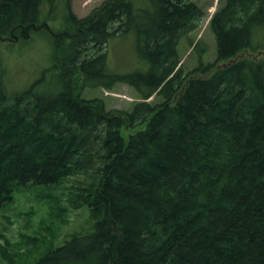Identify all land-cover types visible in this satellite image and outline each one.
Returning a JSON list of instances; mask_svg holds the SVG:
<instances>
[{"label": "trees", "instance_id": "obj_1", "mask_svg": "<svg viewBox=\"0 0 264 264\" xmlns=\"http://www.w3.org/2000/svg\"><path fill=\"white\" fill-rule=\"evenodd\" d=\"M96 9L87 19L70 0H0V40L44 28L60 48L49 90L40 77L10 92L0 69V202L83 175L67 198L93 218L90 233L35 264H264V0H225L209 19L214 60L197 41L186 71L178 47L204 16L195 2L105 0ZM52 17L61 19L54 32ZM127 32L135 67L111 71L100 50ZM117 81L138 98L128 110L76 94V82Z\"/></svg>", "mask_w": 264, "mask_h": 264}, {"label": "rangeland", "instance_id": "obj_2", "mask_svg": "<svg viewBox=\"0 0 264 264\" xmlns=\"http://www.w3.org/2000/svg\"><path fill=\"white\" fill-rule=\"evenodd\" d=\"M105 0H70L77 18H89ZM203 11L196 29L188 33L179 43L180 66L190 70L199 56L194 44L206 50L202 59L215 58V36L209 25L212 14L225 0H192ZM51 31L61 24L59 17L48 18ZM48 31V30H47ZM40 28L17 31L8 41L0 40V69L2 79L10 92L20 91L38 78L43 77L40 87L49 90L48 82L52 72V50L57 53L59 41ZM54 32V31H53ZM188 39H192V44ZM63 40V37H62ZM264 44V36L257 39ZM87 48L85 50H89ZM84 50V51H85ZM100 51L107 52L108 67L111 71L131 69L136 64V49L133 32L117 34ZM250 56V55H249ZM253 57V56H251ZM217 64H221V61ZM78 77V76H76ZM1 79V80H2ZM54 88L53 90H56ZM76 94L85 99H97L107 109L128 110L136 101L135 91L127 84L115 82L111 89L102 86L82 87L75 83ZM154 96L149 98L150 102ZM128 130H123L126 135ZM83 175L67 178L59 185H27L16 191L10 200L0 202V264H35V260L47 249L61 244L73 234H87L93 230V218L89 207L80 204L72 208L68 194Z\"/></svg>", "mask_w": 264, "mask_h": 264}, {"label": "bare ground", "instance_id": "obj_3", "mask_svg": "<svg viewBox=\"0 0 264 264\" xmlns=\"http://www.w3.org/2000/svg\"><path fill=\"white\" fill-rule=\"evenodd\" d=\"M51 28H52V26H51ZM51 28H50V29H51ZM53 31H55V30H53ZM234 59H236V58H233V60H234ZM226 63H227V62H223V64H218V65H226ZM177 66H180V60H179V63H178ZM167 78H168V77H167ZM117 82H118V81H117ZM128 85H129V84H128ZM101 86H102V85H101ZM159 87H160V86H159ZM104 88H105V87H104ZM151 97H152V95L148 96L147 98H145V99H143V100H144V101H147V102H150V101H149V98H151ZM81 98H83V97H81ZM83 99H85V98H83Z\"/></svg>", "mask_w": 264, "mask_h": 264}]
</instances>
